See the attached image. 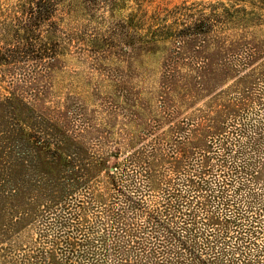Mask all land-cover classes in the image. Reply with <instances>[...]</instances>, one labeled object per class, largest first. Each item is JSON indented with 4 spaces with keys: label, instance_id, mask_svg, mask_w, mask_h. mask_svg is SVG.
<instances>
[{
    "label": "rangeland",
    "instance_id": "374dc122",
    "mask_svg": "<svg viewBox=\"0 0 264 264\" xmlns=\"http://www.w3.org/2000/svg\"><path fill=\"white\" fill-rule=\"evenodd\" d=\"M41 4L0 0V264H264V0Z\"/></svg>",
    "mask_w": 264,
    "mask_h": 264
},
{
    "label": "trees",
    "instance_id": "16d2710c",
    "mask_svg": "<svg viewBox=\"0 0 264 264\" xmlns=\"http://www.w3.org/2000/svg\"><path fill=\"white\" fill-rule=\"evenodd\" d=\"M39 1L42 2L41 5L42 6L44 5V7H45V9L42 10L41 12H45L46 11V14H51V11L53 10V1L54 0H39ZM88 1H90V0H88ZM41 12H38V13H41ZM55 153H56V151H55ZM70 173L74 174V171L71 170ZM7 177H8V175H7ZM56 186L58 187V185H56L55 183H53L52 188L54 189V188H56ZM68 192H69V187H66V190L63 189V191H60V192L58 190L54 189L53 190V194H52V198L48 200V203H46L47 208L54 207L53 205L57 204L56 201H58V200H61V201L66 200L64 198V195H68ZM61 201H59V202H61ZM48 204H49V206H48ZM137 206H138V208H140L139 205H137ZM140 211L142 212V209ZM145 214L147 215V217H149V219H154V221H155V223H152L151 225L149 224V221H148L147 222V225H146V228H149V229H146V230L150 231V234L152 236H154L155 239L162 240V242H163V240L166 237V235L161 234L160 232H158L159 231V229H158L159 227H163V229H165L168 233H170V236L171 237H174V238L175 237H179V236H175L174 235V232H171L169 228H167L166 226L162 225L161 221H159L157 219V217H155V216L154 217H151L150 214H148V213H145ZM117 222L118 221H116V224H117ZM155 228L158 229L157 232H153L152 229H155ZM123 233H125V232L123 231ZM180 241H182V240H180ZM180 243L181 244H184L182 242H180ZM68 244L71 245V243H68ZM132 249H137V251H136L137 254L134 256V258L132 260V262L134 264H159V263H161L158 260V254L160 252L153 251V253L150 254L151 249H148L147 248V250H148L147 251V250L143 249V247L138 246V245H137V247H133ZM128 254H129V252H128ZM129 258H130V254H129ZM140 260H142V261L140 262Z\"/></svg>",
    "mask_w": 264,
    "mask_h": 264
}]
</instances>
